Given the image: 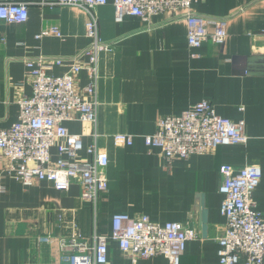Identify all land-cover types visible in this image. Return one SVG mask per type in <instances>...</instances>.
I'll list each match as a JSON object with an SVG mask.
<instances>
[{
	"label": "crops",
	"instance_id": "0c3cea01",
	"mask_svg": "<svg viewBox=\"0 0 264 264\" xmlns=\"http://www.w3.org/2000/svg\"><path fill=\"white\" fill-rule=\"evenodd\" d=\"M0 1L28 4L25 22L0 20L1 129L17 120V101L32 91L23 60L68 58L83 50L88 39L87 14L81 8H49L40 0ZM190 11L226 18L225 41L189 48L183 9L152 15L147 22L128 14L116 22L111 4L95 9L100 38L113 44L99 54L95 126L78 119L64 125L81 136L84 148L96 132L97 146L109 158L107 191L94 209L81 199L77 182L67 191L44 181L25 186L7 171L10 161L0 152V264H66L69 252L61 248V241L72 233L71 218L90 243L94 233H111L117 213L145 214L159 223L180 222L196 236L186 241L179 264H218L216 239L225 226L219 192L223 163L260 167L252 202L264 214V0H193ZM53 26L60 36L36 38ZM66 64L49 72L59 74ZM87 82L82 70L75 88L80 90ZM203 99L211 101L220 116L244 121V144H224L169 162L158 148L145 145L143 137L154 132L161 116L179 115ZM119 133L131 134L133 143L115 145L113 135ZM50 152L55 161L56 148ZM79 155L87 157L84 149ZM108 260L171 264L161 255L132 261L114 240L108 242Z\"/></svg>",
	"mask_w": 264,
	"mask_h": 264
},
{
	"label": "built area",
	"instance_id": "2783aa9c",
	"mask_svg": "<svg viewBox=\"0 0 264 264\" xmlns=\"http://www.w3.org/2000/svg\"><path fill=\"white\" fill-rule=\"evenodd\" d=\"M192 1L40 0V5L49 8L69 5L85 11L88 45L68 58L37 56L23 60L32 91L17 101V120L0 129V152L10 161L7 171L25 186L44 181L55 190L67 191L73 182H77L81 199L95 209L99 196L108 188V155L98 148L94 130L93 142L84 148L81 136L70 133L64 125L66 121L78 119L95 126L99 54L113 46L100 38L95 9L111 4L116 22H121L127 14L147 22L152 15L183 9L189 48H198L204 42L222 44L227 36V19L191 12ZM27 18V3L0 1V20L22 23ZM209 25L213 26L211 32ZM50 34L60 36L58 28L53 26L44 28L36 38ZM63 64L67 65L63 72H49L53 66ZM82 70L86 71L88 82L78 90L75 80ZM143 139L148 148H158L169 162L203 154L224 144H244L247 136L243 120L233 121L220 116L212 102L203 99L179 115L161 116L154 132ZM113 142L119 146H130L133 136L115 134ZM52 147L58 154L55 161L50 152ZM83 149L87 154L85 158L79 155ZM219 173V192L223 195L220 213L225 218V226L223 234L216 239L218 264H264V214L252 202L261 169L257 165L236 167L223 163L219 166ZM69 223L72 233L61 241V248H67L69 252L63 261L66 264H110V240L116 241L120 251L132 261L161 255L171 264H179L186 241L196 236L193 229L180 222L159 223L151 221L145 214L130 216L117 213L112 216L111 233H94L89 243L78 230L74 218Z\"/></svg>",
	"mask_w": 264,
	"mask_h": 264
}]
</instances>
